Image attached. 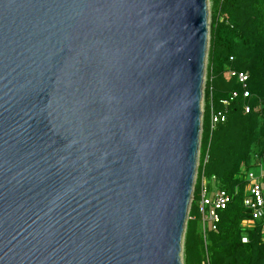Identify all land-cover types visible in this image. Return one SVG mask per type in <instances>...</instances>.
Masks as SVG:
<instances>
[{
    "label": "water",
    "instance_id": "95a60500",
    "mask_svg": "<svg viewBox=\"0 0 264 264\" xmlns=\"http://www.w3.org/2000/svg\"><path fill=\"white\" fill-rule=\"evenodd\" d=\"M208 0H0V264H183Z\"/></svg>",
    "mask_w": 264,
    "mask_h": 264
},
{
    "label": "trees",
    "instance_id": "16d2710c",
    "mask_svg": "<svg viewBox=\"0 0 264 264\" xmlns=\"http://www.w3.org/2000/svg\"><path fill=\"white\" fill-rule=\"evenodd\" d=\"M210 48L202 118L199 178L184 236V264H264V218L244 228L252 211L244 207L249 183L243 176L264 169V0H212ZM233 58V61H231ZM228 70L248 73L250 97ZM240 96L231 101L232 94ZM229 100L228 106L222 104ZM249 105L251 112L245 113ZM226 121L211 132V114ZM209 157L204 166L206 157ZM220 180L221 188L239 193L221 213L218 232L206 238L200 230L198 193L200 176ZM243 238L248 242L243 243Z\"/></svg>",
    "mask_w": 264,
    "mask_h": 264
},
{
    "label": "built area",
    "instance_id": "2783aa9c",
    "mask_svg": "<svg viewBox=\"0 0 264 264\" xmlns=\"http://www.w3.org/2000/svg\"><path fill=\"white\" fill-rule=\"evenodd\" d=\"M233 61V58H231ZM226 75L229 78H235L240 83L243 88L244 98L250 97V90L248 88V83L250 76L245 72H238L235 70H228ZM240 96L239 92H234L231 97V101L237 99ZM229 100L222 102L224 106H228ZM245 113L249 114L251 112V107L246 105L244 107ZM226 121V115L224 113H215L212 111L211 114V132H213L217 125L224 123ZM208 155L205 159L204 166L208 162ZM200 165V156H199ZM199 178V170L197 168V173L195 176L194 189L192 194L191 205L194 201L195 186ZM244 180L250 183L247 196L244 198V207L252 211V219L244 221L242 226L244 228H253L257 221L264 218V184L260 181V178L255 175L254 172L249 171L243 176ZM239 193L237 188L235 194L229 193L227 190L221 188L220 180L213 176L211 179H207L204 172L200 176V188L198 193V211L200 215V230L204 237L209 232H218V226L221 222V213L226 211L229 205L234 200V197ZM190 205V209H191ZM190 213V211H189ZM189 219H195V217H189ZM248 239L243 238V243H247ZM207 263L209 264V259L207 257Z\"/></svg>",
    "mask_w": 264,
    "mask_h": 264
},
{
    "label": "rangeland",
    "instance_id": "374dc122",
    "mask_svg": "<svg viewBox=\"0 0 264 264\" xmlns=\"http://www.w3.org/2000/svg\"><path fill=\"white\" fill-rule=\"evenodd\" d=\"M213 2L212 0H208V10H209V36H208V52H207V59H206V65H205V75H204V87H203V100H202V114L204 112L205 108V88H206V82H207V65H208V55H209V48H210V27H211V18L213 15V8H212ZM203 116V115H202ZM203 118V117H202ZM199 162H198V170H199ZM189 220V218H188ZM186 232V230H185ZM183 249H184V241H183ZM182 262L184 264V250L182 251Z\"/></svg>",
    "mask_w": 264,
    "mask_h": 264
},
{
    "label": "crops",
    "instance_id": "0c3cea01",
    "mask_svg": "<svg viewBox=\"0 0 264 264\" xmlns=\"http://www.w3.org/2000/svg\"><path fill=\"white\" fill-rule=\"evenodd\" d=\"M251 171L254 172L255 175H256L257 177H259V178H260V181H262L263 184H264V169L261 168V167H258V168H254V169L251 170ZM249 185H250V183H249ZM248 188H249V186H248ZM247 191H248V190H247Z\"/></svg>",
    "mask_w": 264,
    "mask_h": 264
}]
</instances>
